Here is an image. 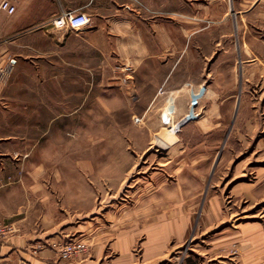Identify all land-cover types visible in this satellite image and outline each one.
I'll list each match as a JSON object with an SVG mask.
<instances>
[{"label": "rangeland", "instance_id": "rangeland-1", "mask_svg": "<svg viewBox=\"0 0 264 264\" xmlns=\"http://www.w3.org/2000/svg\"><path fill=\"white\" fill-rule=\"evenodd\" d=\"M262 12L252 10L240 33L245 29L246 45L263 59V69L236 64L234 46L241 38L236 24L232 32L230 0H171L170 52L159 61L149 60L137 72L118 61L105 79L95 74L94 85L75 84L73 93L70 86L48 83L40 94L27 93L25 115L0 116V136H25L27 144L0 148V156L26 157L24 171L42 172L76 205L78 195L90 196V211L75 222L87 228L53 247L81 241L87 253L86 239L100 231L135 232L134 253L141 254L144 228L134 229L132 222L167 221L166 259L157 264H260L254 256L264 254ZM158 23L135 22L151 48V25ZM197 29L202 31L190 36ZM177 63L176 89L152 102L167 67ZM52 73L44 70V76ZM5 103L15 110L25 105ZM173 128L175 138L161 150L156 140ZM204 216H210L206 228ZM9 231L0 227V236Z\"/></svg>", "mask_w": 264, "mask_h": 264}, {"label": "crops", "instance_id": "crops-1", "mask_svg": "<svg viewBox=\"0 0 264 264\" xmlns=\"http://www.w3.org/2000/svg\"><path fill=\"white\" fill-rule=\"evenodd\" d=\"M10 1L15 5V12L0 13V104L4 105L0 107V116L25 115L22 111L27 109V93L40 94L48 83L70 86L73 93L75 84L94 85L95 74L105 79V70L118 61L137 72L147 61H159V57L170 52V27L166 22L171 19V0ZM257 8L264 11V0H230L232 19H235L232 32L236 24L241 38L240 46H234L240 70L250 62L263 69L260 66L263 59H258L246 45L245 29L240 33V23L246 25L248 15ZM66 12L84 14L90 24L77 30L54 28L53 20ZM260 16L264 18V12ZM155 18L160 23L151 25L155 37V47L151 48L142 27L135 22ZM200 31H192L190 36ZM114 53L119 55L114 57ZM250 57L253 59L248 60ZM177 67L178 63L167 67L152 102L176 89L171 86ZM44 70H53V73L44 76ZM76 70L80 71L77 76ZM240 77H244L241 71ZM4 101H20L25 105L15 110L6 107ZM21 144L25 149V136H0V148ZM1 154L0 227L8 226L10 231L0 236V264H157L166 259L170 224L163 221L158 226L132 222L136 225L134 229L144 228L141 254L134 253L137 233L107 236L100 231L97 236L86 239L87 253L68 262L61 261L53 244L81 236L80 231L87 227L75 222L90 211V196L82 200L78 195L76 205L74 198L60 196L54 183L42 172L24 171L26 157L7 156L5 151ZM214 204L210 212L216 218L218 211ZM254 257V261L264 264V254Z\"/></svg>", "mask_w": 264, "mask_h": 264}, {"label": "built area", "instance_id": "built-area-1", "mask_svg": "<svg viewBox=\"0 0 264 264\" xmlns=\"http://www.w3.org/2000/svg\"><path fill=\"white\" fill-rule=\"evenodd\" d=\"M15 12V5L10 0H2L0 2V13L12 15ZM56 29H72L77 30L84 28L90 24V20L84 14L66 12L59 15L52 22ZM60 260L68 262L75 259L86 252V244L81 241H66L55 245Z\"/></svg>", "mask_w": 264, "mask_h": 264}, {"label": "bare ground", "instance_id": "bare-ground-1", "mask_svg": "<svg viewBox=\"0 0 264 264\" xmlns=\"http://www.w3.org/2000/svg\"><path fill=\"white\" fill-rule=\"evenodd\" d=\"M163 116V115H162ZM169 116V115H168ZM192 117V114L189 115V117ZM190 117V118H191ZM165 118H168L167 115ZM166 121V120H165ZM183 121L185 122L186 119ZM173 130H176V128H173V129H169L168 131L165 132V134H163V136L161 135L157 140H156V145L162 150V149H165L169 146V144L171 143V141L175 138L173 136ZM208 218H210V216H208ZM245 218H252L251 216H247ZM201 223V226H206L208 223H207V218H205L204 220H202Z\"/></svg>", "mask_w": 264, "mask_h": 264}]
</instances>
